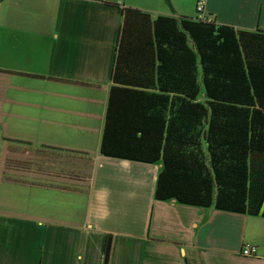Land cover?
<instances>
[{"label": "crops", "instance_id": "crops-1", "mask_svg": "<svg viewBox=\"0 0 264 264\" xmlns=\"http://www.w3.org/2000/svg\"><path fill=\"white\" fill-rule=\"evenodd\" d=\"M198 0L0 1V264H264V217L154 198L161 163L100 154L121 9ZM264 28V0H207ZM244 244L257 255H241Z\"/></svg>", "mask_w": 264, "mask_h": 264}, {"label": "trees", "instance_id": "trees-1", "mask_svg": "<svg viewBox=\"0 0 264 264\" xmlns=\"http://www.w3.org/2000/svg\"><path fill=\"white\" fill-rule=\"evenodd\" d=\"M110 76L101 155L160 162L156 200L264 217V28L123 7Z\"/></svg>", "mask_w": 264, "mask_h": 264}, {"label": "built area", "instance_id": "built-area-1", "mask_svg": "<svg viewBox=\"0 0 264 264\" xmlns=\"http://www.w3.org/2000/svg\"><path fill=\"white\" fill-rule=\"evenodd\" d=\"M1 1V0H0ZM207 0H198L196 4V11L200 17H204ZM241 255L246 257H254L257 255V247L252 244H244L241 249Z\"/></svg>", "mask_w": 264, "mask_h": 264}]
</instances>
